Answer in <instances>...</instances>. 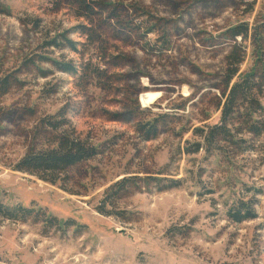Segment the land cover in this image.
I'll use <instances>...</instances> for the list:
<instances>
[{"label": "rangeland", "instance_id": "1", "mask_svg": "<svg viewBox=\"0 0 264 264\" xmlns=\"http://www.w3.org/2000/svg\"><path fill=\"white\" fill-rule=\"evenodd\" d=\"M71 2L0 0V78L11 74L15 80L0 95V200L68 223L59 227L42 214L25 222L0 216V264H264V135L254 140V152L230 162L206 159L203 151L185 153L194 128L219 122L227 56L241 45V74L257 61L251 40L234 42L226 31L238 24L247 23L251 32L261 26L264 0H108L120 5L121 17L103 29L105 40L97 46L74 31L91 24L75 16ZM158 19L169 50L161 51L153 34L136 31V25L145 28ZM66 31L82 54L45 47ZM102 44L108 57L100 66L110 81L80 80L40 60L44 55L80 68L91 54L99 61ZM145 92L161 97L144 106ZM63 110L70 123L63 130L96 144L100 154L70 169L60 186L15 171L30 148L52 144L56 133L43 121L62 120ZM160 114L171 120L146 141L140 123ZM133 176L182 185L159 191L141 182L106 206L125 211L127 219L101 214L106 191ZM238 197L258 201L255 220L228 218Z\"/></svg>", "mask_w": 264, "mask_h": 264}, {"label": "trees", "instance_id": "2", "mask_svg": "<svg viewBox=\"0 0 264 264\" xmlns=\"http://www.w3.org/2000/svg\"><path fill=\"white\" fill-rule=\"evenodd\" d=\"M108 0H72L71 9L77 18H83L89 21L91 26L80 25L74 31L85 36L89 40L90 46H97L102 40H105L102 32L107 26L108 29L114 24V19L120 20V5H112ZM256 0H253L255 2ZM133 7V6H131ZM135 12L141 13V17L153 18L151 14L143 7L134 8ZM1 13V12H0ZM109 13L108 16L105 14ZM158 22L149 24L144 28L143 24L136 25V31L142 36L147 37L153 34L156 37V43H160L161 51L169 50L171 43L166 33L161 34L158 30ZM122 23V22H118ZM132 22H128L130 25ZM124 24V22H123ZM40 21L35 22V26L39 27ZM150 25V26H149ZM70 31L59 33L55 37L45 42L46 48H54L58 50L69 49L78 54L83 52L78 49V42L69 37ZM228 38L235 42L237 38H241L243 42L251 40L254 44V54L257 61L245 73H240L241 65L244 61L245 51L241 49V45H236L233 52L227 56L225 67V89L223 92L224 103L220 104L221 112L219 122L215 125H207L194 128L193 140L187 141L185 153L187 155H197L203 151L206 159L211 157H220L226 160H232L238 156L255 151L254 140L264 135V22L258 28H254L253 32L249 25L238 24L228 28L226 31ZM160 35V36H158ZM86 47V46H84ZM99 61L91 59L86 61L80 68L72 61L55 60L48 56H41L40 60L52 64L59 72L66 73L71 77L84 80L110 81L111 75L106 67L100 66L101 61L108 57L107 48L102 44L97 47ZM101 48V49H100ZM35 67L37 66L34 59L29 62ZM43 72V71H42ZM45 76L49 72H44ZM14 76L6 75L0 78V95L7 94L14 85ZM148 85V84H145ZM161 97V93L145 92L141 95V102L144 106H149ZM67 112L61 111L62 120L55 121V117L45 119L43 123L51 128L56 136L52 140V144L46 148H30L26 154L17 162L14 167L15 171L34 175L37 178L60 186V182L68 179L70 169L95 158L100 154V148L88 139L75 136V133H69L63 130L69 126V121L65 119ZM169 114H160L154 118L142 122L139 125L138 132L146 141H150L157 137L160 132L161 124H168L170 121ZM153 183L158 187L159 191H165L173 188L181 187L182 181L167 178L147 177L139 178L137 176L123 178L114 183L107 191L106 197L102 200L98 211L104 215H117L122 219H127L126 212H114L107 210L106 206L111 205L113 198H122L131 190L137 188L139 183ZM249 192L260 193L261 190L247 188ZM208 193H212L208 190ZM257 200L244 199L238 197L228 209V218L234 223H243L255 220L258 217L255 206ZM42 214L46 221L58 224L59 227L68 223H61L56 218L46 215L42 210L34 209L24 205H7L0 200V216L15 222H25L28 219L36 218Z\"/></svg>", "mask_w": 264, "mask_h": 264}]
</instances>
